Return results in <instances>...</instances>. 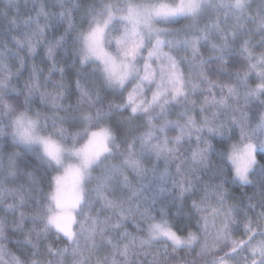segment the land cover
I'll list each match as a JSON object with an SVG mask.
<instances>
[{
	"label": "snow or ice",
	"instance_id": "snow-or-ice-1",
	"mask_svg": "<svg viewBox=\"0 0 264 264\" xmlns=\"http://www.w3.org/2000/svg\"><path fill=\"white\" fill-rule=\"evenodd\" d=\"M0 264H264V0H2Z\"/></svg>",
	"mask_w": 264,
	"mask_h": 264
},
{
	"label": "clouds",
	"instance_id": "clouds-1",
	"mask_svg": "<svg viewBox=\"0 0 264 264\" xmlns=\"http://www.w3.org/2000/svg\"><path fill=\"white\" fill-rule=\"evenodd\" d=\"M0 2H2V0H0ZM155 184V179L152 178L150 179L149 183L145 184L144 186V192L146 195H151L152 189L154 187Z\"/></svg>",
	"mask_w": 264,
	"mask_h": 264
}]
</instances>
